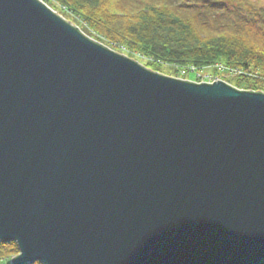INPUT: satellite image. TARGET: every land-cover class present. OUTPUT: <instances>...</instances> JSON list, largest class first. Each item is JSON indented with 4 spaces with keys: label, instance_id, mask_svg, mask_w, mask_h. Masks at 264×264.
I'll list each match as a JSON object with an SVG mask.
<instances>
[{
    "label": "water",
    "instance_id": "water-1",
    "mask_svg": "<svg viewBox=\"0 0 264 264\" xmlns=\"http://www.w3.org/2000/svg\"><path fill=\"white\" fill-rule=\"evenodd\" d=\"M0 242L10 264H264V94L0 0Z\"/></svg>",
    "mask_w": 264,
    "mask_h": 264
},
{
    "label": "trees",
    "instance_id": "trees-1",
    "mask_svg": "<svg viewBox=\"0 0 264 264\" xmlns=\"http://www.w3.org/2000/svg\"><path fill=\"white\" fill-rule=\"evenodd\" d=\"M41 1L89 38L151 72L171 66L188 74L219 65L242 73L233 77L235 88L264 92V9L247 1ZM18 255L16 243L0 242V264Z\"/></svg>",
    "mask_w": 264,
    "mask_h": 264
},
{
    "label": "rangeland",
    "instance_id": "rangeland-1",
    "mask_svg": "<svg viewBox=\"0 0 264 264\" xmlns=\"http://www.w3.org/2000/svg\"><path fill=\"white\" fill-rule=\"evenodd\" d=\"M243 1L249 2L250 4L255 6L257 9H264V0H243ZM63 15H64V13H63ZM60 17H63V16L61 15ZM65 17L68 18L67 16H65ZM156 72L160 73L166 77L181 79V80H186V81L187 80L188 81L189 80H195L196 77L202 76V75H204V73L210 74V75H217V73H216L217 71L215 69H211L207 72L199 71L198 73H188V74H186V76H184L182 70H180L177 67H171V66L157 67ZM218 75L220 77L224 78L228 84L233 85V86H237L236 79H233L232 77L226 76V74H224L221 71H220V73H218Z\"/></svg>",
    "mask_w": 264,
    "mask_h": 264
},
{
    "label": "bare ground",
    "instance_id": "bare-ground-1",
    "mask_svg": "<svg viewBox=\"0 0 264 264\" xmlns=\"http://www.w3.org/2000/svg\"><path fill=\"white\" fill-rule=\"evenodd\" d=\"M17 244V243H16ZM18 246V245H17ZM19 248V247H18Z\"/></svg>",
    "mask_w": 264,
    "mask_h": 264
}]
</instances>
